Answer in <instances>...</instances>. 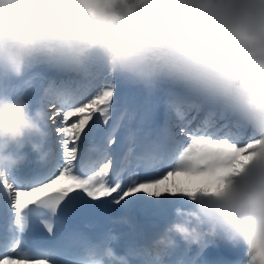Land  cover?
<instances>
[{
  "label": "clouds",
  "instance_id": "clouds-1",
  "mask_svg": "<svg viewBox=\"0 0 264 264\" xmlns=\"http://www.w3.org/2000/svg\"><path fill=\"white\" fill-rule=\"evenodd\" d=\"M46 67L80 79H123L148 91L180 84L206 120L249 149L213 186L181 189L172 219L142 252L90 241L71 254L34 252L16 235L0 258L17 264H197L188 253L218 241L242 249L235 264H264V0H0V179L35 155L52 156L50 114L28 92ZM19 82L8 87L9 82ZM41 96L50 94L41 79ZM184 251H181V249Z\"/></svg>",
  "mask_w": 264,
  "mask_h": 264
},
{
  "label": "snow or ice",
  "instance_id": "snow-or-ice-1",
  "mask_svg": "<svg viewBox=\"0 0 264 264\" xmlns=\"http://www.w3.org/2000/svg\"><path fill=\"white\" fill-rule=\"evenodd\" d=\"M48 86L50 94L41 97L40 104L50 114L52 156L47 164L26 163L10 179H0V245L10 242L19 225L25 247L37 253L68 255L90 241L113 236L118 251L142 252L168 223L177 204L172 193L222 182L246 163L249 149L258 143H233L229 129L206 120L207 106L193 107L191 101L197 98L180 84L148 91L123 79L63 75ZM125 86L140 87L146 102L134 110L121 108L118 90ZM161 107L163 122L155 124ZM122 126L127 129L124 137L119 136ZM119 148L125 152L117 157ZM164 169L169 170L159 178L149 175ZM97 202L119 206L126 230L107 229L93 236L67 228L70 215L96 208ZM135 209L154 211L161 222L149 231L132 217ZM41 229L49 242L43 249L29 244ZM17 260L14 253L5 254L0 264Z\"/></svg>",
  "mask_w": 264,
  "mask_h": 264
},
{
  "label": "bare ground",
  "instance_id": "bare-ground-1",
  "mask_svg": "<svg viewBox=\"0 0 264 264\" xmlns=\"http://www.w3.org/2000/svg\"><path fill=\"white\" fill-rule=\"evenodd\" d=\"M51 70L52 69H49L46 67H41V68L36 69V71L40 74V78L37 79L35 86L28 92V98L31 99L33 107L39 106L40 104V100L42 97L41 96V92H42L41 79H43L45 82L50 81V79L48 78H49V73ZM61 76H63V74L60 73L59 78ZM18 85H19V82L13 81V82H9L7 86L16 87ZM118 92L122 98L121 108L127 107L129 110H133L132 105H136V106L139 105L140 102L138 103L133 100L132 94L128 90V86H125L124 88L119 89ZM141 102H142V105L145 103L144 100H141ZM138 107H140V105ZM163 113H164V109L160 108L158 113L154 115L155 124H160L163 122ZM126 122L127 121H125V123ZM135 125H136V121L133 122L132 126L135 127ZM126 134H127V129L122 126L119 131V136L124 137L126 136ZM119 143L120 141L118 139L117 145H114L113 147L118 148ZM124 152H125V149L119 148V150L116 153L117 157L123 156ZM31 157H34V155H32ZM31 157H30L29 162L32 160ZM167 170L169 169H164L163 171L159 173H152L149 175L152 177H154L155 175H158L155 178H159V176L163 175ZM141 178L143 179L144 176L142 175ZM125 179H127V176H125ZM110 199L111 198L108 197V200ZM112 206L114 208V214L112 216V219L110 220V224L103 230L113 229L117 233L125 231L126 229H125L124 224L120 222V218L123 215L120 207L117 205H112ZM131 215L135 219L137 224L141 227H143L147 222H152L153 227L157 226L161 222L159 215L151 210L135 209L133 210ZM171 219H172V212H170L168 215V222ZM218 243H219L218 245L212 244L211 246L207 247L206 252L202 255L204 257L203 264H233L232 262H229V260L236 262L237 260L241 259L242 249L233 248L230 244L226 242L218 241ZM192 253H193V249L188 253V255L191 257H194V255L192 256ZM196 258H197V264H200V261H199L200 259L198 258V256H196Z\"/></svg>",
  "mask_w": 264,
  "mask_h": 264
},
{
  "label": "rangeland",
  "instance_id": "rangeland-1",
  "mask_svg": "<svg viewBox=\"0 0 264 264\" xmlns=\"http://www.w3.org/2000/svg\"><path fill=\"white\" fill-rule=\"evenodd\" d=\"M59 74L60 73H58V72H56L55 70H51L50 71V73H49V78L48 79H50V80H53V79H58L59 78ZM128 90L131 92V94H132V97H133V100L134 101H136V102H140L139 103V105L141 106L142 105V102H141V100H144L145 101V94H144V92H143V90L140 88V87H137V86H128ZM114 99H115V97H114ZM146 102V101H145ZM138 103H137V105H138ZM138 105V106H139ZM138 106H136V105H132V109L134 110V109H137V108H139ZM163 107H161V109H162ZM158 113V112H157ZM162 113V112H161ZM156 114V113H155ZM158 175H155L154 177H157ZM216 245H218L219 243L217 242V243H215ZM211 246V245H210ZM206 250H207V248L205 249V250H203L202 252L199 250V249H197V251H195V253L196 254H198V255H200V257H199V261H200V263L201 264H203V259H204V257H201L205 252H206ZM198 252V253H197ZM200 253V254H199ZM242 254L243 253H241V258H242ZM238 261V260H237ZM230 262V261H229ZM234 264H235V262H234Z\"/></svg>",
  "mask_w": 264,
  "mask_h": 264
}]
</instances>
